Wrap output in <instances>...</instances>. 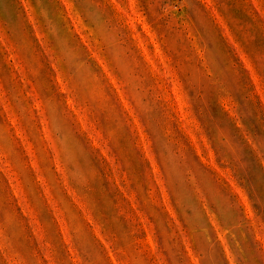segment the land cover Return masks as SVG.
I'll return each instance as SVG.
<instances>
[{"label":"rangeland","instance_id":"rangeland-1","mask_svg":"<svg viewBox=\"0 0 264 264\" xmlns=\"http://www.w3.org/2000/svg\"><path fill=\"white\" fill-rule=\"evenodd\" d=\"M0 264H264V0H0Z\"/></svg>","mask_w":264,"mask_h":264}]
</instances>
